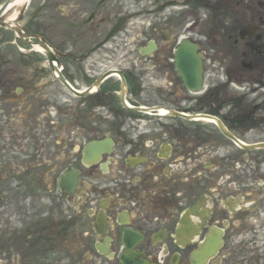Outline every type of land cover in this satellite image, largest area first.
<instances>
[{
  "label": "flooded vegetation",
  "instance_id": "af4514ba",
  "mask_svg": "<svg viewBox=\"0 0 264 264\" xmlns=\"http://www.w3.org/2000/svg\"><path fill=\"white\" fill-rule=\"evenodd\" d=\"M17 1L0 0V264H71L72 224L76 264H264V0ZM31 41L58 61L46 92L2 49ZM72 119L111 150L73 156Z\"/></svg>",
  "mask_w": 264,
  "mask_h": 264
},
{
  "label": "rangeland",
  "instance_id": "374dc122",
  "mask_svg": "<svg viewBox=\"0 0 264 264\" xmlns=\"http://www.w3.org/2000/svg\"><path fill=\"white\" fill-rule=\"evenodd\" d=\"M200 15H203L204 13H206L208 10H206L204 7L200 8ZM26 47V46H25ZM23 47V45H19V47H17L15 44H6L2 46V49L4 51L7 52H12V54L8 57V63H18V64H22L24 66V75H26L27 77L30 76L32 74V72H34L36 78L34 79V81H37L38 83L41 82L42 86H36L38 87L37 91H47L48 86L46 84V82L50 79V77L48 76V73L45 71V68L43 67L44 65L46 66V58L45 56L38 54H36L35 52H23L20 51V48L23 49H27ZM20 50H19V49ZM43 67V69H42ZM44 71V73H43ZM40 75L39 77H37V75ZM25 80H30V77ZM43 82H45V84H42ZM31 84H29V90H32V87L30 86ZM36 90V89H34ZM32 96V95H31ZM33 98V97H30ZM42 102H47V95L45 94L44 96L40 97V103ZM42 111V109L40 110V112ZM47 112L44 113H40L39 115V123H40V129H45L46 123L48 121V116H47ZM24 122L26 123V119H24ZM78 122V123H77ZM82 121L79 120H74L72 119V129H71V135H70V153L74 156V155H78V149L80 147H82L91 137L90 136H83V135H76L75 132L78 129L79 126H81ZM48 135L45 134V137L42 136V133L40 135V144H42V140L44 141H48ZM60 141L63 140L62 137L59 138ZM48 143V142H46ZM50 144H52L50 142ZM55 148H56V152L58 151V149H64L65 145L64 144H55ZM67 149V148H66ZM74 213V211H73ZM71 260L72 263L71 264H76V257H81L83 256L82 252L83 249L80 246V242H79V231L77 230V228L75 227V224H72V230H71ZM67 250V249H66ZM64 249V246L61 245V249L56 248L55 250V254L54 257L56 258V260H60L61 258H64V256L66 255L67 251ZM52 254V252H51ZM47 256V254H42V256H40V258L42 259L43 257ZM42 262V260H41ZM56 264V263H55ZM58 264V263H57Z\"/></svg>",
  "mask_w": 264,
  "mask_h": 264
},
{
  "label": "water",
  "instance_id": "95a60500",
  "mask_svg": "<svg viewBox=\"0 0 264 264\" xmlns=\"http://www.w3.org/2000/svg\"><path fill=\"white\" fill-rule=\"evenodd\" d=\"M103 144L104 143L102 142H94V141L90 142L86 146L87 148L85 149V153L89 154L91 151L97 152L102 149ZM76 182H77L76 173L74 171L71 173L67 172L65 173L64 176H62L59 185L61 188H69L70 190H72ZM122 259L125 264H129L127 262V257L125 255L122 256Z\"/></svg>",
  "mask_w": 264,
  "mask_h": 264
},
{
  "label": "bare ground",
  "instance_id": "6f19581e",
  "mask_svg": "<svg viewBox=\"0 0 264 264\" xmlns=\"http://www.w3.org/2000/svg\"><path fill=\"white\" fill-rule=\"evenodd\" d=\"M29 0H18L17 3L14 5V8H20L21 6L25 5ZM18 11L15 10L11 15L8 16V20L13 22L16 19ZM38 52H43L38 46L35 48Z\"/></svg>",
  "mask_w": 264,
  "mask_h": 264
}]
</instances>
